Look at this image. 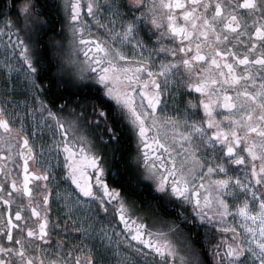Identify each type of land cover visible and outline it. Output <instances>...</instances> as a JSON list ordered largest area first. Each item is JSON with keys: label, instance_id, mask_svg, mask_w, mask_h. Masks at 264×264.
Returning a JSON list of instances; mask_svg holds the SVG:
<instances>
[{"label": "snow or ice", "instance_id": "6c2138e0", "mask_svg": "<svg viewBox=\"0 0 264 264\" xmlns=\"http://www.w3.org/2000/svg\"><path fill=\"white\" fill-rule=\"evenodd\" d=\"M0 264H264V0H0Z\"/></svg>", "mask_w": 264, "mask_h": 264}, {"label": "flooded vegetation", "instance_id": "af4514ba", "mask_svg": "<svg viewBox=\"0 0 264 264\" xmlns=\"http://www.w3.org/2000/svg\"><path fill=\"white\" fill-rule=\"evenodd\" d=\"M39 143V142H38ZM37 150H39V149H37ZM55 161H53V163H54Z\"/></svg>", "mask_w": 264, "mask_h": 264}]
</instances>
